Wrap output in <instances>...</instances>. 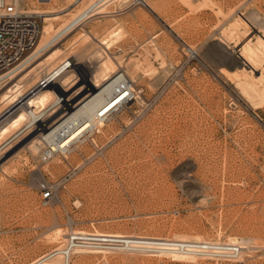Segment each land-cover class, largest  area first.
Masks as SVG:
<instances>
[{
    "label": "rangeland",
    "instance_id": "obj_1",
    "mask_svg": "<svg viewBox=\"0 0 264 264\" xmlns=\"http://www.w3.org/2000/svg\"><path fill=\"white\" fill-rule=\"evenodd\" d=\"M53 1H40V6L65 5V11L80 7V2ZM152 1L159 14L138 5L122 14L88 19L82 26L98 37L119 22L125 33L110 48L96 39L77 53L65 42L60 58L47 60L23 82L25 90L51 64L71 56L84 67L73 76L70 86L79 79L69 91L73 96L84 76L93 77L99 65L96 56L105 50L130 76L140 96L130 103L122 100L96 143L85 142L82 153L56 169L52 166L61 153L42 163L41 152L34 155L25 147L36 129L6 150L8 173L0 169V264H28L64 244L66 238L49 240L58 226L65 231L81 227L169 237L199 233L221 241L237 235L254 245L243 261L202 258L194 263L97 251L86 254L87 264H264V98L260 102L257 93L244 88L241 55L243 43L256 44L258 35L264 37V0H208L201 8L198 0ZM107 8L113 11L115 6ZM262 71L255 70V76ZM104 153L114 159V168L109 162L103 169L93 167L106 159ZM46 182L55 189L49 202L42 196Z\"/></svg>",
    "mask_w": 264,
    "mask_h": 264
},
{
    "label": "bare ground",
    "instance_id": "obj_2",
    "mask_svg": "<svg viewBox=\"0 0 264 264\" xmlns=\"http://www.w3.org/2000/svg\"><path fill=\"white\" fill-rule=\"evenodd\" d=\"M40 1H43V0H40ZM69 1L75 2V3L80 2V7L77 9L76 7H74L67 11L65 10L68 8V6H65V5L63 7H61L62 6L61 5L58 8L57 7L55 8L54 5L50 6L48 9L44 8L47 16H46L45 23L43 26L42 37L36 49L34 50V52L25 61V63L27 62L26 66L23 69H19V67L13 69L12 72L14 71L16 72L12 75L10 82H6V83L0 82V97H2V100L0 101V114L10 104L14 103L17 100V98L19 97V95L25 88V84L23 82L26 79L29 80V77L31 75H33L35 72H39L40 68L47 62V60H51L53 62L56 59L61 57V55L65 52L64 51L65 42H68L70 46L72 47V49L74 50V52L77 53L80 47L86 44L88 45V43L93 42L96 39H97V42L99 41V44L103 46V48H106V47L110 48L114 44L118 43L123 37L125 31H124V26L121 22L117 24L113 23L112 25H110L107 29H105V31L100 33L101 35H99V37L93 32L92 29H86L84 28V26H82L85 21L92 18L93 16H96L97 14H104L107 11H112V10H106L108 8L102 3L98 7L92 9V4L94 3L97 4L102 0H82V1L81 0H69ZM146 2L147 4L145 5V7L148 10H150L153 13L159 14L157 4L154 1L146 0ZM209 2L210 1L208 0H198V3H197L198 5L197 4L196 5L197 7L201 8V6L203 5H208ZM50 3L54 4V1L51 0ZM115 19L117 18L115 17ZM238 19L239 18H237L234 21L237 22ZM241 21L244 22V20H241ZM261 21H262V18H261ZM260 26L262 27V25ZM245 29L246 28H244V30ZM251 29L252 27L250 28V30ZM235 30L236 29H234V31ZM231 31L233 32L232 29ZM247 31L249 32V30ZM238 33H236L235 35H239ZM262 35L260 34L256 37L257 38L256 44H253L252 41L247 44L243 43L244 45L242 46L243 51L241 52L243 60L245 59L244 65L242 67L244 70L243 74H245V76L247 77V80H245L246 83H242V84H246L245 86L247 87H244V88L245 89L247 88L246 89L247 92L252 91V92L257 93L259 99L264 98V37ZM156 36L157 35H155L153 38H155ZM231 39H233L232 34H231ZM234 39L236 40L237 38H234ZM183 41L185 40L183 39ZM59 43H61L60 46H58ZM190 49L192 50V48ZM97 51H100V50L97 49ZM97 51H95V53ZM96 57H98L99 59L98 60L99 65L97 66V69L93 73V77H91V79H88V77L84 76V78H82L80 90L77 92V94L73 96L69 94V91L75 86V84L79 82V79L77 81L74 79V81H76L75 83H73L74 86L73 85L70 86V84L72 83V79L76 77V76L75 77L73 76L77 74L76 73L77 68H80V70H83L84 68L82 65H79L81 61L80 60L78 61L76 60L77 58L72 57L74 58L75 63H74L73 68H68V69H65V67L63 66L64 59H62L61 61H58L55 64H51V66L46 70V73L43 76H47L52 79L50 83L52 86L34 95L31 98V105L35 107V110L37 112L41 110L42 108L46 107L51 102V100H53V98L55 97L54 88L56 89L59 87L61 88L60 92H62L64 95V100L66 102L65 105L68 106V112L62 116H58L52 124L48 125L47 121L53 119V117H55V115L58 113L57 111L56 113H54V116L52 115V117H50L49 119L41 118V119L32 120V117L28 115L26 108H22L18 112H16V114L9 117L5 123L0 125V143L3 140L7 139L9 136H12V134H14L17 130L21 129L28 121L34 122L38 120V127L33 128L36 130L31 129L32 131H30L29 134H33L37 130L38 132L35 133L33 136H31V138L26 142L25 147L29 148L34 155H38L41 152L40 150L42 148V142H45V140H47L53 144L55 149H59V150L62 149L61 150L62 157L61 156L57 157L58 159H57L56 164L52 166L55 169L58 168L66 160H69L75 157L76 154L80 152L82 153V150L80 149H81V146L85 142H88V143L95 142L96 143L97 134L104 133L105 130L112 123L111 120H113V117L115 115V112L118 110L117 108L120 102L125 99V102L130 103L131 98L134 99L135 97L140 96V94H138V92L136 91V88L133 82L130 81L129 79L130 76L128 77L125 71L124 70L122 71V68L120 69V66L118 62L116 61L115 57L107 53L105 50H104L103 55L98 54ZM96 57L94 58L96 59ZM130 62H134V61L131 60ZM135 64L139 65L138 62H136ZM163 64H166V63H163ZM261 68H263L262 74H260L261 76L256 77L254 74L255 70H260ZM126 70L128 72V69ZM239 74L241 75L240 71H239ZM241 76H237L236 74V77H241ZM132 79L133 77H131V80ZM12 82H15V83L11 84ZM240 82H243V79ZM242 84H239V85L242 86ZM64 85H65V88H63ZM125 90H129L130 93L131 92L134 93V96L132 93L128 94V92H125ZM255 93L253 96L252 94L250 95L254 97L256 96ZM75 99H78V101L74 102ZM256 99H258L257 96H256ZM261 99H260V102H261ZM2 103L7 104V106L3 108ZM110 121L111 123H109ZM5 156L6 155L4 154L0 159V169H2L3 172L8 173V170L4 168ZM104 156L106 158L105 159L106 161L101 158V160H98V163L96 162V164H94L93 167L103 169L107 167L105 162H109L110 165L114 168L116 166L114 159L109 156L107 157L105 153H104ZM45 172L46 171H42L41 172L42 175H45ZM71 223L72 222H70V224ZM0 228H1V220H0ZM74 230H84V229L81 227L80 228L72 227V230L68 229L67 231H65V229L62 226H58L55 229V231L53 230L54 232L52 233V235H49L50 236L49 240L53 239L56 241L62 238H66L68 240V237L66 236V234L69 236L71 232ZM94 232L98 234L113 233V234L122 235V236L131 235L128 233H124L122 231H113V230L104 231V230L96 229L94 230ZM144 236L166 237V238L180 239V240H201V241L210 240L208 237L201 235L199 233L195 235L187 234V233H176L170 237L165 236V235H160V234L159 235L145 234ZM238 237L237 235L236 236L231 235L228 237L227 241L228 242H239L242 244L243 252L239 259L243 261L245 259L244 258L245 252L252 251L254 249V245H252V242L249 239L242 237V239L240 240V237L239 238ZM218 241H221V239H219ZM60 246H63V244H61ZM91 252L94 253V252H97V250H89L87 248H81V249L75 250L74 255L75 253H79V255L76 258L73 255L74 259L72 258L71 263L69 264H87L86 254L88 253L90 254ZM98 252H103L104 254H106V252L108 251L104 250V251H98ZM122 252H129V251H122ZM160 256H166V257H170L175 260L194 262V263H199L202 258H205L201 256L200 254H198L197 252L187 251V250L183 252L172 253V254L171 253L162 254ZM36 264H65V261L63 257L59 255L47 261H43V262L40 261Z\"/></svg>",
    "mask_w": 264,
    "mask_h": 264
},
{
    "label": "built area",
    "instance_id": "obj_3",
    "mask_svg": "<svg viewBox=\"0 0 264 264\" xmlns=\"http://www.w3.org/2000/svg\"><path fill=\"white\" fill-rule=\"evenodd\" d=\"M101 3L106 7L115 6L113 11L105 12V15L110 13L122 14L131 7L147 4L146 0H102L97 4H92V9L98 7ZM40 5V0H0V82H10L12 75L16 72H12L13 69L17 67L23 69L27 64L25 61L36 49L42 37L47 16L45 9ZM63 63L65 69H68L73 68L75 61L74 58L68 56L64 58ZM51 81L50 77L42 76L38 82L23 90L17 100L0 114V125L22 108H26L32 120L49 119L56 111L61 112L59 116L67 113L68 106L65 105L64 95L55 88V97L46 107L37 112L35 107L31 105V98L38 92L51 87ZM63 88H65V85ZM125 92L130 93L129 90H125ZM132 94L134 96V93ZM37 127L38 120L28 121L12 136L3 140L0 143V159L12 144L22 138L29 130ZM61 150L55 149L50 141L45 140V142H42L39 159L42 163H46L57 154L62 153ZM54 190V186L50 182H46L42 186V196L46 202L54 197ZM81 248L108 252L129 251L147 255L172 254L187 250L197 252L208 259L223 261L239 260L243 252V246L239 242L180 240L144 235L122 236L113 233L98 234L94 231L74 230L63 246L50 249L28 264L47 261L59 255L63 257L65 264H69L74 251Z\"/></svg>",
    "mask_w": 264,
    "mask_h": 264
},
{
    "label": "water",
    "instance_id": "obj_4",
    "mask_svg": "<svg viewBox=\"0 0 264 264\" xmlns=\"http://www.w3.org/2000/svg\"><path fill=\"white\" fill-rule=\"evenodd\" d=\"M56 90H57V91H61V88L58 87V88H56Z\"/></svg>",
    "mask_w": 264,
    "mask_h": 264
}]
</instances>
